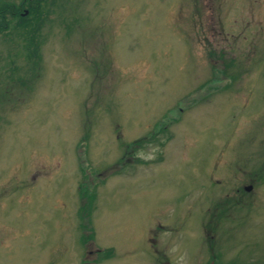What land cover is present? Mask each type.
I'll use <instances>...</instances> for the list:
<instances>
[{
	"label": "rangeland",
	"instance_id": "obj_1",
	"mask_svg": "<svg viewBox=\"0 0 264 264\" xmlns=\"http://www.w3.org/2000/svg\"><path fill=\"white\" fill-rule=\"evenodd\" d=\"M3 2L0 264H264V0Z\"/></svg>",
	"mask_w": 264,
	"mask_h": 264
},
{
	"label": "trees",
	"instance_id": "obj_2",
	"mask_svg": "<svg viewBox=\"0 0 264 264\" xmlns=\"http://www.w3.org/2000/svg\"><path fill=\"white\" fill-rule=\"evenodd\" d=\"M40 2V1H39ZM4 3H6V2H4ZM9 5H14L15 6V8H16V10H15V16H18L20 19H22V20H24L25 19V17L24 16H22V15H19L18 14V12H17V10H18V5L16 6V4H14V3H7V7L9 6ZM38 6V5H37ZM42 11L40 10V8H38L37 9V14H36V19H34L33 18V21L31 22V24H29L30 23V21L28 22V24H29V26H31L32 28H31V31H30V33H33L34 34V31L36 30V28L37 27H39V24L41 23V16H42ZM28 14L26 15V18L27 19H29L28 17ZM18 22V21H17ZM19 23H22V21L20 20L19 21ZM36 23V24H35ZM32 38H34V36L32 37ZM36 46V45H35ZM35 46H34V49H32L31 51L29 50V53L31 52V54H32V56H36V54H35ZM81 188H83V187H81ZM79 189H80V187H79ZM100 252H98V254H99ZM104 253V252H103ZM97 254V255H98ZM97 257V256H96ZM96 258H92V259H88V260H83L84 262H81V264H96Z\"/></svg>",
	"mask_w": 264,
	"mask_h": 264
},
{
	"label": "flooded vegetation",
	"instance_id": "obj_3",
	"mask_svg": "<svg viewBox=\"0 0 264 264\" xmlns=\"http://www.w3.org/2000/svg\"><path fill=\"white\" fill-rule=\"evenodd\" d=\"M9 10V11H8ZM15 10L16 8L13 6V8H7V3H2V5L0 6V25H7V16L11 15V16H15ZM25 7H22L21 5H19V8L17 10L19 15H24L27 11ZM24 11V12H23ZM24 13V14H23ZM11 16H9V20L11 19ZM94 256H92L93 258Z\"/></svg>",
	"mask_w": 264,
	"mask_h": 264
},
{
	"label": "water",
	"instance_id": "obj_4",
	"mask_svg": "<svg viewBox=\"0 0 264 264\" xmlns=\"http://www.w3.org/2000/svg\"><path fill=\"white\" fill-rule=\"evenodd\" d=\"M243 189L248 191L250 189V186H245Z\"/></svg>",
	"mask_w": 264,
	"mask_h": 264
}]
</instances>
